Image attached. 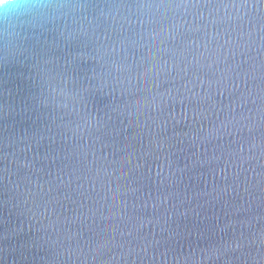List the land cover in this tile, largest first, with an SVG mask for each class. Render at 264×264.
Returning a JSON list of instances; mask_svg holds the SVG:
<instances>
[{"label": "water", "instance_id": "water-1", "mask_svg": "<svg viewBox=\"0 0 264 264\" xmlns=\"http://www.w3.org/2000/svg\"><path fill=\"white\" fill-rule=\"evenodd\" d=\"M0 264H264V0L0 6Z\"/></svg>", "mask_w": 264, "mask_h": 264}, {"label": "clouds", "instance_id": "clouds-1", "mask_svg": "<svg viewBox=\"0 0 264 264\" xmlns=\"http://www.w3.org/2000/svg\"><path fill=\"white\" fill-rule=\"evenodd\" d=\"M0 6H5L11 11H16L22 6V0H0Z\"/></svg>", "mask_w": 264, "mask_h": 264}]
</instances>
